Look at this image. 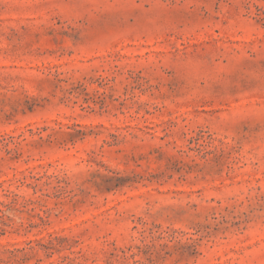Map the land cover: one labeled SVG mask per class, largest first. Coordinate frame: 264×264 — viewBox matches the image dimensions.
Returning a JSON list of instances; mask_svg holds the SVG:
<instances>
[{"label":"rangeland","instance_id":"obj_1","mask_svg":"<svg viewBox=\"0 0 264 264\" xmlns=\"http://www.w3.org/2000/svg\"><path fill=\"white\" fill-rule=\"evenodd\" d=\"M0 264H264V0H0Z\"/></svg>","mask_w":264,"mask_h":264}]
</instances>
